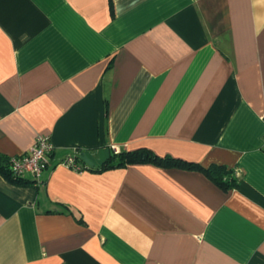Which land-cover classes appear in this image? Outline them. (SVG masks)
I'll list each match as a JSON object with an SVG mask.
<instances>
[{
	"label": "crops",
	"instance_id": "crops-1",
	"mask_svg": "<svg viewBox=\"0 0 264 264\" xmlns=\"http://www.w3.org/2000/svg\"><path fill=\"white\" fill-rule=\"evenodd\" d=\"M40 134L41 181L0 174V264H264V0H0V154ZM114 147L236 184L97 169Z\"/></svg>",
	"mask_w": 264,
	"mask_h": 264
},
{
	"label": "trees",
	"instance_id": "trees-1",
	"mask_svg": "<svg viewBox=\"0 0 264 264\" xmlns=\"http://www.w3.org/2000/svg\"><path fill=\"white\" fill-rule=\"evenodd\" d=\"M116 161L107 160L103 162L97 169H105L112 166L126 165L130 163H153L161 167H180L187 169L203 170L206 175L212 179L217 185L227 188L236 184V177L234 171L223 165L212 164L206 168L199 163L189 161L180 157L171 155H158L147 147H140L133 150H122L113 155ZM9 157L0 154V174L6 179L14 183H21L22 178L16 177L12 174L8 166ZM88 169H91L90 167Z\"/></svg>",
	"mask_w": 264,
	"mask_h": 264
},
{
	"label": "built area",
	"instance_id": "built-area-1",
	"mask_svg": "<svg viewBox=\"0 0 264 264\" xmlns=\"http://www.w3.org/2000/svg\"><path fill=\"white\" fill-rule=\"evenodd\" d=\"M262 143H264V140H262ZM53 147L54 145L49 136L37 135L27 153L9 157V169L16 177L23 178L25 175H29L34 183H38L49 164ZM113 150L115 153L119 151L117 147H114ZM77 159V155H69L63 160V164L73 170L82 171L86 166L80 165ZM237 174L235 172V177H237Z\"/></svg>",
	"mask_w": 264,
	"mask_h": 264
},
{
	"label": "water",
	"instance_id": "water-1",
	"mask_svg": "<svg viewBox=\"0 0 264 264\" xmlns=\"http://www.w3.org/2000/svg\"><path fill=\"white\" fill-rule=\"evenodd\" d=\"M80 157L85 163H87L88 165H92L91 161L87 158L86 155H81Z\"/></svg>",
	"mask_w": 264,
	"mask_h": 264
}]
</instances>
